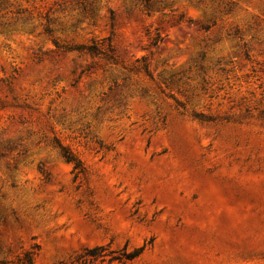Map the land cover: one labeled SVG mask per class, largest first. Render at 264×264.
Listing matches in <instances>:
<instances>
[{"label": "rangeland", "instance_id": "rangeland-1", "mask_svg": "<svg viewBox=\"0 0 264 264\" xmlns=\"http://www.w3.org/2000/svg\"><path fill=\"white\" fill-rule=\"evenodd\" d=\"M100 246L264 264V0H0V264Z\"/></svg>", "mask_w": 264, "mask_h": 264}, {"label": "trees", "instance_id": "trees-1", "mask_svg": "<svg viewBox=\"0 0 264 264\" xmlns=\"http://www.w3.org/2000/svg\"><path fill=\"white\" fill-rule=\"evenodd\" d=\"M68 161L71 162L73 160L68 158ZM144 250V246L139 249H135L133 252L125 256L127 262L122 264H133V261L136 260ZM113 254V252H107V248L100 246L93 249H86L84 253L80 255L79 260H81L83 264L94 263L98 260L104 262L107 258H109V264H112L113 261L117 260L121 262V259L123 258L112 256ZM16 264H34V255L32 253L26 252L23 257L17 260Z\"/></svg>", "mask_w": 264, "mask_h": 264}]
</instances>
